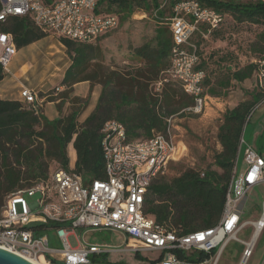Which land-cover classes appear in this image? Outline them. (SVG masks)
<instances>
[{
    "label": "built area",
    "instance_id": "2783aa9c",
    "mask_svg": "<svg viewBox=\"0 0 264 264\" xmlns=\"http://www.w3.org/2000/svg\"><path fill=\"white\" fill-rule=\"evenodd\" d=\"M101 0H0V65L8 71V64L16 47L8 30L15 16H28L35 27L57 38L91 43L115 30L120 17L104 11ZM110 1V0H109ZM235 2H262L264 0H233ZM146 17V12L140 11ZM227 13L204 7L198 0H180L172 6V14L164 18L172 39L170 65L153 82L156 91L168 81L177 82L182 90L193 96L188 111L203 112L207 95L203 94L206 73L197 68L200 58L198 46L191 41L195 32L207 39L211 32L225 21ZM260 27L258 24H251ZM258 88H264V58L253 57ZM21 101L34 114L40 113V102L34 90L21 88ZM102 154L104 177L85 182L71 169L53 167L46 178L31 186L16 189L6 195L0 213V248L13 252L33 264H92L91 258L112 250L107 244L91 243L82 239L75 228L111 229L119 231L135 243L140 250H161L160 264H202L179 258L177 252H219L230 240L243 246L240 264L252 254L255 240L264 228V199L255 221H242L246 194L255 185L264 182V157L251 145L241 147L246 170L242 175L243 190L232 196V179L226 192L219 222L210 228L178 235L145 214V198L153 180L162 174L168 163L180 159L179 145L173 133L172 117L165 118V128L150 138L128 141L122 123L107 120L102 127ZM253 226L248 240L238 233L247 225ZM49 230L60 243L50 248ZM73 237L75 244L70 243ZM219 254V253H218Z\"/></svg>",
    "mask_w": 264,
    "mask_h": 264
},
{
    "label": "trees",
    "instance_id": "16d2710c",
    "mask_svg": "<svg viewBox=\"0 0 264 264\" xmlns=\"http://www.w3.org/2000/svg\"><path fill=\"white\" fill-rule=\"evenodd\" d=\"M179 1L162 0L160 10L155 11L157 25L154 44L146 43L135 48L133 55L144 64L133 72H120L103 66L101 49L96 44L98 40L82 43L58 38L71 56V63L65 71L61 85L69 89L81 81L101 85L96 105L80 125L77 123V117L81 113L79 109L72 110L66 117L50 120L44 115L34 114L25 108L20 100L0 99V206L3 194L29 187L35 181L46 178L51 168L69 169L66 150L69 144H72L75 151V161L70 169L80 174L85 182L103 178L101 130L107 120L122 123L128 141L142 140L150 138L156 131L164 130L167 115L193 105V96L185 93L174 81L181 92L170 90L167 95L169 107L163 115L160 113L158 99L148 89V83L157 80L159 74L170 65L172 39L164 18L172 14V6ZM198 1L204 7L227 13L237 22L264 26L262 2ZM100 2L104 11L111 12V8L116 7L115 13L123 20L130 16L135 8L144 12L151 10L156 0ZM8 30L13 35L16 49L48 35L35 27L28 16L13 17ZM259 37L264 41V30ZM198 54L200 62L197 68L206 73L202 84L203 94L218 96L216 89L210 88L208 92L205 89L208 75L199 48ZM255 58H264V55ZM255 70L256 65L251 62L233 70L229 68V78L222 84L223 88L229 86L231 79L241 82L255 76ZM3 78L4 70L0 65V80ZM168 83L162 85L161 95ZM91 88L90 85V91ZM251 97V101L243 100L227 109L218 127L217 139L221 150L215 154L214 164L221 171L209 167L202 171L186 169L170 178L157 176L145 198V214L153 216L157 223L178 235L210 228L219 222L227 188L239 156L238 145L242 127L255 104L264 98V88H258ZM59 109L58 106V112ZM51 161L55 163L53 166H49Z\"/></svg>",
    "mask_w": 264,
    "mask_h": 264
},
{
    "label": "rangeland",
    "instance_id": "374dc122",
    "mask_svg": "<svg viewBox=\"0 0 264 264\" xmlns=\"http://www.w3.org/2000/svg\"><path fill=\"white\" fill-rule=\"evenodd\" d=\"M162 0H156L155 6L146 11V17L141 16L140 8H135L134 12L119 22L118 27L103 35L96 44L99 45L102 53L101 64L110 70L120 72H133L142 68L143 61L133 55L135 48L146 43L154 44L155 35V11L160 10ZM116 7L111 8L115 12ZM167 10V13L168 14ZM139 13V14H137ZM137 16V17H135ZM264 30V26L253 27L246 22H237L227 16L224 23L207 38L204 39L198 32H195L191 41L195 42L199 48L204 67L207 70L205 89H216L218 96H210L212 99L206 100L209 108L200 114L188 111V107L181 108L178 112L167 115L172 117L173 133L175 139L179 138L184 146L181 147L183 156L167 164L164 172L158 176L170 178L178 175L186 169L204 170L206 168L221 171L214 164V156L221 150L217 139V131L222 123L225 111L240 101H251L252 94L258 90L254 76L239 88L235 82H229L227 88H223V83L229 78L228 69L231 70L247 65L255 56L264 55V41L259 34ZM71 63V56L67 52L60 40L52 35H46L38 41L27 46L16 49L13 57L8 64V71H4L3 84L9 93H14L20 88H33L37 97L47 95L45 100L55 99L56 110L60 111L57 117H66L72 110L79 109L81 113L77 117V123H82L84 118L91 110L93 104L98 100L93 93V88L101 89L97 83H89L91 91L86 92L85 97H78L73 94L72 88L61 87V81L66 69ZM91 69V68H90ZM161 77V73L159 74ZM154 81L148 83L151 94L158 99L160 113L165 114L169 107L167 95L171 89L181 92L180 87L174 81H168L162 95L154 88ZM99 96V95H98ZM6 97H12L8 94ZM184 98V97H183ZM186 100V99H185ZM58 103V104H57ZM25 108L26 104L22 103ZM206 107V106H205ZM51 106H46L45 113L49 116ZM204 113V114H203ZM39 115H44L40 109ZM55 117V118H57ZM39 129V127H38ZM241 137L245 145L253 146L260 155L264 156V98L259 101L248 114L242 127ZM69 154L68 168H73L74 155L73 146L67 147ZM55 163L50 162L49 166ZM246 163L243 161L242 148L236 164L235 176L232 180V196H238L243 190L242 175L246 170ZM6 193L1 196L0 213L6 200ZM264 199V182L259 183L248 190L243 206L244 214L242 221L255 220L261 212V203ZM252 227H244L237 235L241 240H248ZM75 232L81 235L82 239L97 244H107L114 250L106 255L91 258L92 264H138L143 261L148 263V259L154 258V252H144L143 260L123 252L127 236L119 231L111 229L94 228H75ZM50 248H60V243L54 235V230L48 232ZM259 254L245 264H255L256 257H259L264 248V230L259 238ZM70 243L75 244L73 237ZM243 244L234 239H230L224 249L219 253L215 264H238ZM214 256L218 252L215 249ZM132 255V254H131ZM145 255L148 257L146 258Z\"/></svg>",
    "mask_w": 264,
    "mask_h": 264
},
{
    "label": "crops",
    "instance_id": "0c3cea01",
    "mask_svg": "<svg viewBox=\"0 0 264 264\" xmlns=\"http://www.w3.org/2000/svg\"><path fill=\"white\" fill-rule=\"evenodd\" d=\"M4 78L2 80H0V99H14V100H20L21 101V97H20L21 88L19 90L15 91L14 93H9L8 89L5 88V85L3 84ZM254 78H255V76H254ZM247 80H249V79H245V80H243L241 82L240 81L237 82V81H234V80L231 79L230 82H235L240 88L241 86H243L247 82ZM255 81H256V79H255ZM22 87H24V86H22ZM61 87H63V85H61ZM25 88H27V87H25ZM29 89L34 90L31 87ZM72 89H73L74 96H76V97H85L86 92H88V90L90 89V84H89L88 81H81V82L75 83L72 86ZM100 91H101V89H97L96 86L93 88V93L96 95V99H97L98 95L100 94ZM8 94H10L12 97H6ZM46 97H47V95L41 96V97L38 98V100L40 102L41 108L43 109L44 116L51 120V119H54L55 117H57L58 111L56 110L55 102L54 101L45 100ZM207 98L208 99H212V97H210L208 95H207ZM95 105H96V102L93 104V108H94ZM46 106H51V112H50L51 115H49V116L45 113ZM207 108H209L208 102H206V107H205L204 113H205ZM85 117L82 118V120H84ZM176 141L178 142L179 146L182 145L183 148L186 149V147L184 146L183 142L179 138H176ZM72 152H73L74 161H75V151H74V149L72 150ZM68 156H69V154H68ZM255 220H245V221L246 222H250V221H255ZM248 225L251 226L252 229H253V226L251 224H247L246 226H248ZM263 230H264V228L259 232V234H258V236H257V238L255 240V244H254V247H253V250H252V254L248 258V260L246 262H248L253 257L257 256V254H259V246L261 245L260 242H259V238H260V235L263 232ZM127 239H126V242H125V247L122 249V251L123 252H127L128 255L134 257L135 259L143 260V256H144V252L145 251L154 252L156 254V256L154 258L148 259V263H145V262L141 261L138 264H160V260L162 259L163 255H164L161 250H140V249H134L131 246L135 245V243L131 239L129 241H127ZM103 244H105V243H103ZM224 247L222 248V250L224 249ZM243 249H244V246L242 247L241 254H240V259H239L238 264H240L241 255H242ZM113 251L114 250L112 249V250H110V251H108L106 253H103V254H100V255H95V256H93V258H95L96 256L106 255V254H108L110 252H113ZM220 252H219V249H218V252H217V254L215 256H214V253H215L214 249L210 253H201L199 251H192V252H189V253L186 254V253H182V252H177V256L179 258L188 259V260L205 261L202 264H215V260H217L218 255H219L218 253H220ZM145 257L148 258L146 255H145ZM255 264H264V248H263L260 256L256 257Z\"/></svg>",
    "mask_w": 264,
    "mask_h": 264
},
{
    "label": "water",
    "instance_id": "95a60500",
    "mask_svg": "<svg viewBox=\"0 0 264 264\" xmlns=\"http://www.w3.org/2000/svg\"><path fill=\"white\" fill-rule=\"evenodd\" d=\"M0 264H33V263L13 252L0 248Z\"/></svg>",
    "mask_w": 264,
    "mask_h": 264
},
{
    "label": "bare ground",
    "instance_id": "6f19581e",
    "mask_svg": "<svg viewBox=\"0 0 264 264\" xmlns=\"http://www.w3.org/2000/svg\"><path fill=\"white\" fill-rule=\"evenodd\" d=\"M137 14H139V13H137ZM135 17H137V16H135ZM179 155V149H178V152H177V154L175 155V156H178ZM40 260L41 261H33L35 264H41V262H42V257L40 258ZM241 264H243V263H241Z\"/></svg>",
    "mask_w": 264,
    "mask_h": 264
}]
</instances>
